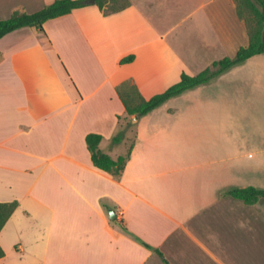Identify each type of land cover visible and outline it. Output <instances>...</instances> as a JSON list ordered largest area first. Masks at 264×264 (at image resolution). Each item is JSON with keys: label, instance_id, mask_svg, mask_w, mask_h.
Segmentation results:
<instances>
[{"label": "crops", "instance_id": "obj_1", "mask_svg": "<svg viewBox=\"0 0 264 264\" xmlns=\"http://www.w3.org/2000/svg\"><path fill=\"white\" fill-rule=\"evenodd\" d=\"M54 1L0 0V20ZM128 3L0 39V203L19 202L0 263L264 264V198L229 194L264 189V53L136 123L119 94L130 83L150 99L234 56L248 12L237 0ZM89 134L113 159L132 148L120 176L93 164Z\"/></svg>", "mask_w": 264, "mask_h": 264}, {"label": "trees", "instance_id": "obj_2", "mask_svg": "<svg viewBox=\"0 0 264 264\" xmlns=\"http://www.w3.org/2000/svg\"><path fill=\"white\" fill-rule=\"evenodd\" d=\"M237 1L241 10L244 9L248 11L249 15H252L256 20L255 28L249 31V44L241 47L234 56H225L222 59L214 61L209 67L196 75L183 73L178 83L170 86L164 92L150 99L143 98L138 89L134 85L128 83L122 90L119 89V94L126 106L129 116L135 114L143 116L158 108L169 99L194 87L207 84L232 67L247 61L255 55L264 53V0ZM94 4L105 14H112L123 10L129 3L128 0H95ZM88 5V0H55L34 13L15 12L10 18L0 20V39L8 33L26 26H37L40 31L45 32L44 24L48 20L65 16L76 9ZM133 59L134 56H129L124 59L123 62H131ZM123 138L124 132H121L114 137L113 142L119 143ZM101 141V135L89 134L87 136V144L92 155L93 164L101 170L110 172L115 176H120L130 158L132 148L126 156L113 159L110 155L99 149ZM229 194L234 198L244 201L248 205H252L257 203L261 198H264V189L251 186L248 188L234 189L230 191ZM18 206V201L0 203V232ZM4 256L5 251L0 246V259Z\"/></svg>", "mask_w": 264, "mask_h": 264}, {"label": "rangeland", "instance_id": "obj_3", "mask_svg": "<svg viewBox=\"0 0 264 264\" xmlns=\"http://www.w3.org/2000/svg\"><path fill=\"white\" fill-rule=\"evenodd\" d=\"M247 14H248L247 16H249V30H251L255 28L256 20L253 18L252 15L251 16L249 15V12ZM0 264H26V262H24V257L17 256L13 252H9L8 256L6 257V260H4V262H1ZM30 264H33V263H30ZM36 264H40V263H36Z\"/></svg>", "mask_w": 264, "mask_h": 264}, {"label": "water", "instance_id": "obj_4", "mask_svg": "<svg viewBox=\"0 0 264 264\" xmlns=\"http://www.w3.org/2000/svg\"><path fill=\"white\" fill-rule=\"evenodd\" d=\"M88 3H95V0H89ZM138 119H139V116L137 114H135V115H133L132 122L136 123L138 121ZM110 215H111V218H113L115 216V212L111 211Z\"/></svg>", "mask_w": 264, "mask_h": 264}]
</instances>
